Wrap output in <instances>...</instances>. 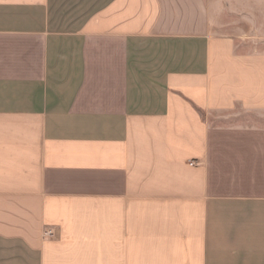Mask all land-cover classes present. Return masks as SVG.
<instances>
[{
  "label": "crops",
  "instance_id": "1",
  "mask_svg": "<svg viewBox=\"0 0 264 264\" xmlns=\"http://www.w3.org/2000/svg\"><path fill=\"white\" fill-rule=\"evenodd\" d=\"M0 264H264V0H0Z\"/></svg>",
  "mask_w": 264,
  "mask_h": 264
},
{
  "label": "built area",
  "instance_id": "2",
  "mask_svg": "<svg viewBox=\"0 0 264 264\" xmlns=\"http://www.w3.org/2000/svg\"><path fill=\"white\" fill-rule=\"evenodd\" d=\"M47 236H52L53 235V232L51 230H47L46 233H45Z\"/></svg>",
  "mask_w": 264,
  "mask_h": 264
}]
</instances>
